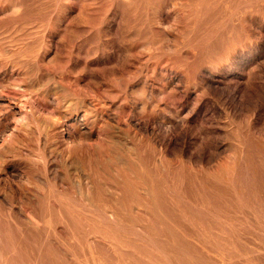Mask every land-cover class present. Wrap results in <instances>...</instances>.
I'll list each match as a JSON object with an SVG mask.
<instances>
[{"label": "rangeland", "instance_id": "rangeland-1", "mask_svg": "<svg viewBox=\"0 0 264 264\" xmlns=\"http://www.w3.org/2000/svg\"><path fill=\"white\" fill-rule=\"evenodd\" d=\"M0 264H264V0H0Z\"/></svg>", "mask_w": 264, "mask_h": 264}]
</instances>
